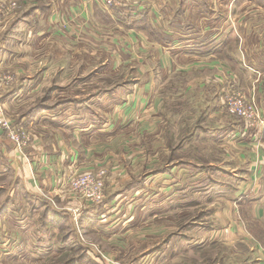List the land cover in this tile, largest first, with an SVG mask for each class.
<instances>
[{
	"label": "rangeland",
	"instance_id": "obj_1",
	"mask_svg": "<svg viewBox=\"0 0 264 264\" xmlns=\"http://www.w3.org/2000/svg\"><path fill=\"white\" fill-rule=\"evenodd\" d=\"M163 6L162 4V11H164ZM166 6L167 15L160 17L158 28L166 41L162 43L163 46H264V0H175L174 3H167ZM18 7L17 5L16 8ZM187 53L195 55L198 61L203 60V64L210 65V60L206 61L208 56H204L203 52L194 54L193 49H185L181 57L183 58ZM86 54L84 51L76 62L73 58L71 64L67 59L65 62L63 59L61 61H52L51 58L42 59L41 51L27 74H32L35 78L40 77L43 68L46 69L47 74H50L44 82L37 83L32 93L27 86H20L21 81L18 82L14 78L11 85L0 88V107L3 117L31 137L25 148L31 145L30 142L40 133L38 132L40 129L50 127L47 123L38 122L41 127H36V123H32L33 125L29 121L28 123L27 120H30L34 111L46 114V110L72 108L75 105L84 109H89L90 106H106L108 102L106 99H101L104 100L101 102L97 98L105 95L108 90H113L117 85L115 84L117 79L121 76L97 73L95 64L89 65L90 60ZM250 54L258 56V51H252ZM126 55L136 63L140 57L143 58L136 50H131L130 54ZM122 56L121 54L120 58ZM218 56L223 57V54L218 53ZM150 58L154 64H157L153 57ZM241 60H244V66L238 65V61L226 62L227 70L218 66L207 71L194 70L183 77L180 74H170L171 77L161 88L158 87L157 93H154L161 98L159 108L157 107L158 110L160 109L159 112L157 108L153 109L156 114L147 116V125L143 124L140 131L138 126H135L128 131L122 130L123 132L118 133L113 141V149L125 156L130 151L139 152L141 149L143 152L139 157L146 155L145 159H148L150 156L151 162H146L151 164L149 167L157 164L159 166L163 164L165 167L164 164L172 160L176 162L188 158L194 161L195 166L200 165L203 170L196 171V168L191 169L190 166L189 173H185L189 176L175 175L173 178L163 179V183H159L161 191L153 189L147 191L148 205L145 210L139 213L136 209L135 219L125 226L117 228L110 226L108 237L107 231L100 230L99 227L98 230L93 227L86 228L84 225L80 227L78 218L73 217L70 219L62 217L65 221L64 226L55 225L52 219L50 226L41 228L46 221L44 211L35 210L29 201L23 199L27 196L37 200L38 197L35 195L37 193L26 191L22 179L12 174L10 165L1 163L0 252L6 253L7 248H10L9 244L13 250L8 251L6 258L4 255L0 256L2 257L0 264H39V256L34 260L29 259L31 248L26 243L27 251L22 254L19 253L21 249L18 252L14 251V242L20 245L27 239L24 236H34L35 226L39 224L41 225L37 229L40 230L35 234L36 237H54L61 253L52 255V258L44 260L43 264H79L80 262L95 264L93 260L95 254L99 260L108 264H240L242 259L252 258L250 255L254 251L251 244L239 238L240 236L230 239L233 240L231 246L226 243L229 242L228 240L225 244L205 241L210 234L222 235L225 230L243 226L249 234L253 235L250 231L253 230L259 240L264 242V222L259 223L250 217L247 204L250 202L246 200V203L239 204L237 202L239 200L230 193L216 196L215 192L220 190L218 186L221 184L225 185L229 192L228 187L235 182L234 175L240 174L242 170L237 166V160L232 159L234 150L227 144L228 142L213 141L205 137L202 132L204 128L219 129L229 121L239 125L237 129H240L241 117L230 111L241 109L242 112L247 113L251 111L250 106L257 105L254 89L260 83L261 74L257 66L249 63L247 57H242ZM44 64L47 66L44 67ZM0 72L12 77L17 76V79L20 77L19 74L13 72L11 74V71L5 67L0 68ZM140 72L135 66L134 75L139 76ZM159 73L160 69L157 66L151 72L153 81ZM236 76L241 81L237 87L233 83ZM148 77L147 81H149ZM251 80L253 84H250ZM262 91L264 92V89ZM92 96L95 97L91 98ZM225 100L230 101L227 107L224 104ZM208 107L211 108L209 112ZM53 116L56 118L57 115L50 112L46 118L51 119ZM150 117L155 120L152 128ZM0 135L9 141L2 131ZM139 138L142 139V145L134 144ZM225 138L226 140L234 138V133L229 132ZM131 140L133 143L128 145ZM128 146L129 150H127ZM153 160H156V164ZM77 173L81 172H74ZM118 174L122 176V172ZM118 174L115 176L118 177ZM139 174L141 173L137 172L136 176L130 178L132 181L129 179L126 182L130 181L137 187V181L141 182L144 177ZM125 185L128 184H122L120 187ZM152 186L155 187L154 184ZM111 187L112 185L110 190ZM185 187L188 191L182 190ZM187 193L189 194L186 195ZM70 195L79 203L88 202L77 195ZM9 199H16L17 202L14 216L10 212L11 208L8 207ZM43 205L46 207L47 202ZM10 215L13 217L11 218ZM216 217L222 219L223 224L219 225ZM18 219L22 221L18 223L16 221ZM190 223L197 224L191 228L193 226ZM30 225L33 227L24 232L23 227ZM15 236L18 239L14 241L12 238ZM38 246L39 244L34 247ZM228 246L232 248L233 254L230 253ZM13 252L20 256L13 255ZM145 252L146 260L143 262L142 258L139 259V255Z\"/></svg>",
	"mask_w": 264,
	"mask_h": 264
},
{
	"label": "crops",
	"instance_id": "obj_2",
	"mask_svg": "<svg viewBox=\"0 0 264 264\" xmlns=\"http://www.w3.org/2000/svg\"><path fill=\"white\" fill-rule=\"evenodd\" d=\"M1 1L6 2L5 4H8L7 1H14L20 9L18 7L12 11L8 9L4 13L0 12V68L5 67L11 71V74L12 72L19 74L18 79L13 74L15 80L21 81L20 86H27L30 93L37 83L44 82L50 74H47L45 68L40 77L35 78L32 74H27L30 66H34L33 61L41 51L43 52L42 59L51 58L52 61L63 59V62L67 59L71 64H73V58L76 62L77 58L86 51L90 60L89 65L95 64L97 73L121 76L117 79L115 83L117 85L113 90H108L101 97L98 96V101H104L101 99L108 101L106 106H90L89 109H84L75 105L72 108L46 110V114L34 111L27 122L36 123V127L42 126L38 125V122L47 123L50 127L38 131L40 133L34 137L32 140L34 142L31 141V145L29 144L25 149L24 157L18 154L19 152L10 141L0 135V166L2 167L1 163L4 162L10 165L12 174L22 179L26 191L30 190L40 194H35L38 197L37 200L27 196L23 199L29 201L35 210L44 211L46 221L41 228L46 225L50 226L52 219L55 225L64 226L65 221L62 217L68 219L73 217L78 218L80 227L83 225L86 228L97 229L99 227L100 230L107 231L108 237L110 226L114 228L125 226L135 219L136 209L139 213L145 210L148 205L147 191L152 189L161 191L159 183L162 184L163 179L173 178L175 175L177 177L189 176L185 173H189L190 166H192L191 169L196 168V171L203 170L200 165L195 166L194 161L188 158L176 160V162L172 160L164 164L165 167L163 164L149 167L151 164L146 162H151L150 156L148 159H145L146 155L139 157L143 152L141 149L139 152L130 151L126 153V156L113 149V141L120 131H128L135 126H138L140 131L143 124L147 125V116L156 114L152 110L157 108L158 104L160 105L161 98L155 96L154 93H157L158 87L161 88L171 77L170 74H180L183 77L194 70L207 71L218 66L227 70L226 62L238 61V65L244 66V60L241 59L247 57L249 63L257 66L261 74L260 83L254 89L256 90L254 96L258 110L264 117V92L262 91L264 89L262 88L264 87V46H163L162 43L166 41L158 29L159 19L167 15L165 12L167 3H174L175 0H118V3L110 8L104 7L98 0ZM162 4L164 11H162ZM181 49L184 50L181 51ZM185 49H193L194 54L203 52L204 56H208L206 61L210 60V65L203 64V60H196L197 57L192 54L187 53L182 58L181 55ZM131 50L138 51L143 57L139 58L138 63L133 62L126 55L130 54ZM87 51L90 53L88 54ZM252 51H258V56L251 55ZM218 53L223 54V57L219 58ZM121 54L122 58H120ZM150 56L157 64H154ZM199 64L203 65L198 66ZM45 66L47 65L44 64ZM135 66L138 67V71H141L139 76L134 75ZM157 66L160 73L153 81L151 72ZM252 80L250 84H253ZM233 83L237 87L241 81L236 76ZM246 87L249 88V86ZM93 97L95 96L91 98ZM210 109L208 107V112ZM50 112L56 114V118L55 116L51 119L46 118ZM150 118L152 128L155 120L153 117ZM238 126L229 121L216 130L202 129L205 137L213 141L228 142L227 144L234 150L232 159L237 160V166H240L242 170L240 174L234 175L235 182L228 187L229 192L227 187L221 184L218 186L220 190L215 194L223 196L226 195L224 193H230L239 200L237 201L239 204L246 203L247 200L250 202L247 203L250 217L262 223L264 222V217H262L264 216V125H259L255 132L249 131L245 136L240 134L241 132L239 134L236 132L240 131L237 129ZM229 132L234 133V138L226 140L225 136ZM132 141L128 145L133 143ZM146 143L145 141L144 144ZM134 144L142 145V139L135 140ZM129 149L128 146L127 150ZM153 162L156 164V160ZM98 168L107 170L105 198L102 202L79 203L64 191L63 184L72 173ZM118 172H122V176ZM137 172L141 173L139 176L144 177L141 180L142 183L137 181L138 186L136 187L130 181H126L136 176ZM116 174L121 178L116 177ZM122 184L128 185L120 187ZM110 185H112L111 190ZM186 188L182 190L188 191ZM7 202L14 216L17 209L16 199H9ZM44 202H47L46 207L43 205ZM13 216L10 215L11 218ZM216 219L219 225L223 224L222 219L218 217ZM16 221L19 223L22 220ZM195 224H192L191 228H194ZM39 225H36L34 229L35 239L31 235L24 236L27 238L24 243L19 245L14 242V251L18 252L21 249L19 253L22 254L27 251V244L31 248L29 259L34 260L39 256V264H43L52 255L60 253V248L54 237H36L35 234L40 230L37 229ZM31 227L33 226H25L23 231ZM250 231L253 235L240 226L233 230H225L222 235L210 234L208 239L203 240L223 244L228 240L229 242L226 243L231 246L233 240L230 239L240 236L239 238L251 244L254 251L250 255L252 258L242 259L240 264H264V242L259 240L253 230ZM12 239L15 241L18 238L15 236ZM38 244V247H34ZM9 247L6 253L1 251L0 256L4 255L6 258L8 251L13 250L10 244ZM228 248L233 254L232 248L229 246ZM16 252H13V255L20 256ZM225 252L227 256V251ZM146 254V252L140 254L139 259L142 258L144 262ZM93 260L95 264H108L99 260L96 254ZM79 264L91 263L80 262Z\"/></svg>",
	"mask_w": 264,
	"mask_h": 264
},
{
	"label": "built area",
	"instance_id": "obj_3",
	"mask_svg": "<svg viewBox=\"0 0 264 264\" xmlns=\"http://www.w3.org/2000/svg\"><path fill=\"white\" fill-rule=\"evenodd\" d=\"M104 7L110 8L118 3V0H98ZM0 0V12L4 13L6 10L11 11L17 7L14 1H7L5 4ZM15 77L9 74L0 72V88L11 85ZM229 96V95H227ZM230 101L225 100L224 104L227 107ZM251 111L245 113L241 109L229 110L230 113L241 117L240 131L238 134L246 135L249 131L255 132L259 125H264V117L261 116L257 105H252ZM0 131L5 133L9 141L14 145V148L23 157L25 156V147L27 146L31 137H29L20 127L13 122H7L2 115L0 107ZM107 178V170L105 168H98L97 170H87L81 173H72L63 184V189L68 194L77 195L78 197L92 203H100L105 198L104 183Z\"/></svg>",
	"mask_w": 264,
	"mask_h": 264
},
{
	"label": "trees",
	"instance_id": "obj_4",
	"mask_svg": "<svg viewBox=\"0 0 264 264\" xmlns=\"http://www.w3.org/2000/svg\"><path fill=\"white\" fill-rule=\"evenodd\" d=\"M254 227H256V226H254ZM254 229V228H253Z\"/></svg>",
	"mask_w": 264,
	"mask_h": 264
}]
</instances>
